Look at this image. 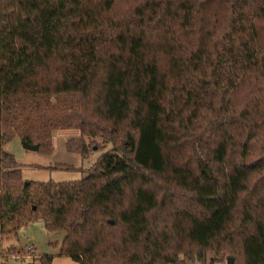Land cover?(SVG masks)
Instances as JSON below:
<instances>
[{"label":"trees","instance_id":"16d2710c","mask_svg":"<svg viewBox=\"0 0 264 264\" xmlns=\"http://www.w3.org/2000/svg\"><path fill=\"white\" fill-rule=\"evenodd\" d=\"M74 96L120 148L80 180H25L5 144L88 134L51 114ZM39 217L80 264H181L227 238L264 264V0H0V249Z\"/></svg>","mask_w":264,"mask_h":264},{"label":"rangeland","instance_id":"374dc122","mask_svg":"<svg viewBox=\"0 0 264 264\" xmlns=\"http://www.w3.org/2000/svg\"><path fill=\"white\" fill-rule=\"evenodd\" d=\"M85 105L84 100L77 96L61 98L51 114L62 118L85 117L97 122V126L88 127L91 134H82L79 128H57L49 143L38 151L26 149L18 136L5 144L4 149L19 163L25 180L56 183L80 180L102 154L120 148L121 134L107 133L105 137L102 136V132L97 130L102 123L97 119L94 121L91 106ZM69 107L73 110L69 111ZM160 184L166 187L163 181ZM173 193L169 189L166 192L168 196ZM64 236V231L47 230L42 217L35 218L18 230L17 234L2 239L0 264H40V258L45 255L52 256V264H80L60 254ZM234 245L228 238L227 241L218 240L201 257L198 254L192 257L180 254L178 261L181 264H228V258L232 257L234 264H242V254L234 249Z\"/></svg>","mask_w":264,"mask_h":264},{"label":"water","instance_id":"95a60500","mask_svg":"<svg viewBox=\"0 0 264 264\" xmlns=\"http://www.w3.org/2000/svg\"><path fill=\"white\" fill-rule=\"evenodd\" d=\"M24 144V147L26 149H29V150H34V151H38L39 150V145H32V144H29V143H23ZM233 258L232 257H229L228 258V264H233Z\"/></svg>","mask_w":264,"mask_h":264}]
</instances>
